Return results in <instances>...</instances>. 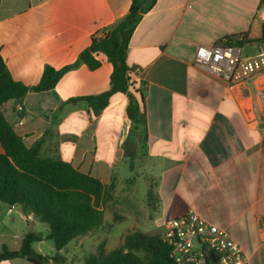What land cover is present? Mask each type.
<instances>
[{"label": "crops", "instance_id": "obj_1", "mask_svg": "<svg viewBox=\"0 0 264 264\" xmlns=\"http://www.w3.org/2000/svg\"><path fill=\"white\" fill-rule=\"evenodd\" d=\"M132 2L0 0V52L12 77L34 86L46 67L75 64L93 36L124 17ZM263 4L154 0L128 49L143 89L146 126L129 118L125 93H115L98 116L86 102L75 101L110 89L113 64L105 54L98 56L99 68L79 63L53 89L30 90L2 106L26 146L45 137L43 156L60 158L104 185L114 182L102 205L104 223L80 237L85 245L97 233L108 235L119 220L123 235L161 234L169 216L193 209L225 228L250 264H264V124L251 126L244 114L252 89L231 85L195 64L199 45L227 38L254 53L264 24L257 10ZM40 224L20 206L0 203V249H20L28 232L42 234L33 246L42 245L49 231L32 230ZM106 247L117 248L108 242ZM0 264L32 263L18 257Z\"/></svg>", "mask_w": 264, "mask_h": 264}, {"label": "trees", "instance_id": "obj_2", "mask_svg": "<svg viewBox=\"0 0 264 264\" xmlns=\"http://www.w3.org/2000/svg\"><path fill=\"white\" fill-rule=\"evenodd\" d=\"M150 1L133 0L124 17L93 36L75 64L61 69L46 67L37 85L27 86L16 81L0 52V143L4 149L0 152V203L18 205L26 214L33 213L40 222L46 223L49 233L45 238L52 240L56 249L52 256L38 252L33 244L44 237L28 232L20 249L10 250L6 245L0 249V262L22 257L32 264H64L60 251L71 241L103 225L102 205L111 198L115 188L114 182L104 185L60 158L43 156L45 137L31 147L26 146L6 119L2 106L10 100L22 99L30 90L53 89L65 72L79 63H85L91 70L99 68L98 56L105 54L113 64L110 89L75 101L86 102L92 116H98L109 106L115 93H125L129 99V118L137 125L146 126L143 89L128 62V49L142 14L154 4V0ZM260 40H264V24ZM228 41L232 43L231 38ZM106 243L103 240L96 251L88 254L85 264H174L171 244L158 234L141 230L128 232L122 244L112 250L107 249Z\"/></svg>", "mask_w": 264, "mask_h": 264}, {"label": "built area", "instance_id": "obj_3", "mask_svg": "<svg viewBox=\"0 0 264 264\" xmlns=\"http://www.w3.org/2000/svg\"><path fill=\"white\" fill-rule=\"evenodd\" d=\"M257 12L264 20V4ZM252 54L244 45L228 38L212 46L199 45L195 64L231 85H248L252 98L245 105V117L253 126L264 124V40L254 45ZM19 111L23 110L21 105ZM162 238L171 244L174 264H250L242 245L229 232L193 209L165 220Z\"/></svg>", "mask_w": 264, "mask_h": 264}, {"label": "rangeland", "instance_id": "obj_4", "mask_svg": "<svg viewBox=\"0 0 264 264\" xmlns=\"http://www.w3.org/2000/svg\"><path fill=\"white\" fill-rule=\"evenodd\" d=\"M264 2V0H262V3ZM247 53V52H246ZM128 222V221H127ZM125 222V223H127ZM42 226H37L34 227L35 229H32L33 231L36 232H45L49 231V226L46 223L41 222ZM114 226L113 228L109 227V234L106 235H99L98 233L92 236V242H87V245H85L86 240H82L83 238H78L76 241L73 240V242L71 241L64 249L61 253L62 257H64L65 259V263L64 264H85V257L90 254L91 252L96 251L97 246L103 241L106 240L111 247H118L121 245L122 241H123V237L125 235L124 234V229H123V221H117L116 223L114 222ZM110 230H112L110 232ZM163 236V233L158 234ZM98 237V238H97ZM82 240V241H81ZM94 242V243H93ZM91 243V244H90ZM37 250H41L42 253L44 254H49L51 251H54L55 249V244L53 241L51 240H47L44 243H42V245H36L35 247ZM56 253V251H54ZM54 253V254H55ZM52 256V255H50ZM81 259V260H79Z\"/></svg>", "mask_w": 264, "mask_h": 264}]
</instances>
